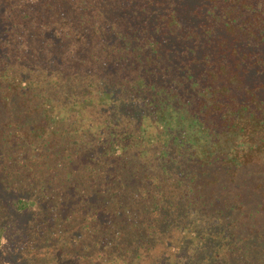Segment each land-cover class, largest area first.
<instances>
[{"label":"trees","instance_id":"obj_1","mask_svg":"<svg viewBox=\"0 0 264 264\" xmlns=\"http://www.w3.org/2000/svg\"><path fill=\"white\" fill-rule=\"evenodd\" d=\"M262 30L264 0H0V264H264L258 210L244 212L219 178L264 165V83L252 105L233 99L250 113L229 116L234 144L231 132L216 136L225 143L202 148L207 158L155 112L191 45H218L231 78L220 91L233 95L251 69L264 71L249 50ZM198 87L217 100L215 81ZM94 94L109 111L96 122L75 110Z\"/></svg>","mask_w":264,"mask_h":264},{"label":"flooded vegetation","instance_id":"obj_2","mask_svg":"<svg viewBox=\"0 0 264 264\" xmlns=\"http://www.w3.org/2000/svg\"><path fill=\"white\" fill-rule=\"evenodd\" d=\"M194 24L199 25V29L204 31L207 27V17L202 16L194 19ZM264 34V30H262ZM199 39L195 40L197 43ZM191 37L187 39V42H191ZM202 41V40H200ZM191 52L186 56L189 66L180 72V76H174L168 80L170 87L168 89V96H159L155 99L156 104H159L161 108L159 112H166L169 119V129L171 131L172 138L181 141H189L191 148L199 149L202 154V148H209L212 146L224 145V141H217L213 143V138H223L224 132H231L229 137L232 144H234V135L236 133L227 129L226 123H229V116L236 115L239 112H245L236 109H231L230 106H234L233 99L238 100L240 104H251L250 89L255 88L258 82L264 83V71L257 72L253 69L250 70V76L246 78L244 84L233 85L231 88L233 95L229 92L230 87L226 89V93L220 91L223 89L224 80H228V84L231 85V78L224 76V68L229 67L223 60V54L220 53L218 45L200 44L191 45ZM250 52L255 55L262 52V59L264 60V39H255L249 46ZM252 64L258 62V57L250 58ZM236 68V66H235ZM191 70L197 72V70H204V75L194 76L189 78ZM183 73V75H182ZM215 81L217 84V100L213 101L215 95L208 93L207 89L199 88L198 85L204 83H211ZM187 85V86H186ZM201 89L200 97L197 98L198 90ZM197 90V91H196ZM196 91L193 95L191 92ZM207 95V97H206ZM224 100H226L225 103ZM229 107V109H228ZM153 109V108H152ZM264 112V110L259 111ZM234 113V115H233ZM246 113H243L244 115ZM161 115V114H160ZM214 135V136H213ZM225 137V136H224ZM215 155L209 156V161L212 164L220 162L219 155L221 153L214 152ZM223 156V155H221ZM222 158V157H220ZM237 163H241L236 160ZM261 163V162H259ZM250 163L242 162L241 166L249 165Z\"/></svg>","mask_w":264,"mask_h":264},{"label":"rangeland","instance_id":"obj_3","mask_svg":"<svg viewBox=\"0 0 264 264\" xmlns=\"http://www.w3.org/2000/svg\"><path fill=\"white\" fill-rule=\"evenodd\" d=\"M145 50H146V52H148L147 48ZM143 56H144V54H142V57ZM141 66H143L142 63H141ZM137 67L138 66L135 65V68H137ZM128 72L129 73L127 75H129V74L135 75V74L140 73L139 71H136L135 69L133 71L131 69H129ZM96 73L97 72H95V76L93 75L92 78L88 75L87 81H89V82L94 81V83L95 82L98 83L97 82L98 77H97ZM95 77H97V78H95ZM79 88L80 87H78L77 93L80 91ZM134 91H136L135 87L129 85V87L127 88V92H126L125 97H127L128 93L130 95L136 94V93H134ZM119 93H123V92L119 91ZM98 96L96 94H94L95 98L96 97L98 98ZM100 99H101V96H99V99L97 101L96 100L92 101L91 104L89 105L90 109H88L86 111H84V109H85L84 104H82L81 106L78 105L77 106L78 108H76L75 110H77L76 112H89L91 114V117L94 115L95 112H109V111L104 110V108H103V107H107L108 104H104V105L100 104L99 103ZM80 100H81V96H79V97L77 96V102ZM112 108H114V107H112ZM61 112H68V111L64 110ZM132 112H135V111H132ZM134 114H133V116H134ZM136 114H138V112H136ZM91 120H94V122L98 121L93 117ZM89 123H90V117L86 118L81 123V128L85 129L86 125ZM147 123H149V122H147ZM149 124H152V123H149ZM148 127H149L148 128V131H149L148 135L151 136L152 138H154L156 141L157 137L160 136L159 133L157 132L159 130V128H161L160 123L156 122L154 125H151ZM154 144H158V142L154 143ZM202 157L207 158L206 154L203 152H202ZM183 160L188 161L187 158L182 159L181 161H183ZM188 162H189L190 167H198L197 162L193 163V165L190 164L191 163L190 161H188ZM263 167H264V165L249 164V165L239 166L235 170V173H233V175H226V174L225 175L224 174L219 175L220 176L219 177L220 183L224 187V189H230L231 188L233 195L237 196L238 199L241 200L242 205H243V207H242V205H241V207L243 208L244 212H246V213L251 212L254 215L255 212L258 210V213H256L257 215L255 217V219L257 218V222H264V169H263ZM230 180H231L230 183L235 184V187L228 183ZM224 185H226L227 188ZM252 210H255V212H252ZM255 219H253L252 223H254ZM20 222L21 223L27 222V215L22 216L20 218ZM257 222H256V224H257Z\"/></svg>","mask_w":264,"mask_h":264}]
</instances>
